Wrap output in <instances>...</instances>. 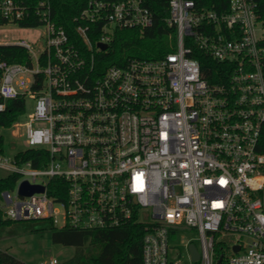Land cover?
<instances>
[{"label":"built area","instance_id":"2783aa9c","mask_svg":"<svg viewBox=\"0 0 264 264\" xmlns=\"http://www.w3.org/2000/svg\"><path fill=\"white\" fill-rule=\"evenodd\" d=\"M258 3L230 0L229 11L219 14L195 0H168L175 50L98 73L96 54L107 51L117 29L153 25L147 0H90L75 28L85 50L52 21L48 0L34 9L0 0L7 22L33 14L45 29L36 45L0 44L29 54L27 64L0 60V97L36 100L23 126L28 149L45 153L38 156L40 168L14 158L9 169L20 179L2 194L4 219L48 220L57 227L61 218V228L76 230L138 225L143 264H180L171 260V239L188 227L200 241V249L187 245L190 258L192 244L200 254L193 264L221 258V264H264V154L258 151L264 22ZM195 49L220 72L207 78L190 57ZM24 181L44 189L20 196Z\"/></svg>","mask_w":264,"mask_h":264},{"label":"trees","instance_id":"16d2710c","mask_svg":"<svg viewBox=\"0 0 264 264\" xmlns=\"http://www.w3.org/2000/svg\"><path fill=\"white\" fill-rule=\"evenodd\" d=\"M23 2L30 9L37 7L43 0H16ZM51 5V18L58 26L63 27L71 42L81 50L85 45L76 32L77 18L88 7L90 0H48ZM199 8L213 10L219 14L229 11L230 0H195ZM148 6L154 15L153 25L146 29H117L105 52L96 54V69L98 73L105 72L112 66H125L131 59L160 60L174 51L177 45V32L167 24L170 15L168 0H147ZM258 14L264 22V0H259ZM9 24L0 17V26ZM21 28H37L43 22L31 14L28 19L15 23ZM96 26V25H94ZM95 27H93L94 29ZM99 33L90 32L93 43L97 41ZM264 45V42H263ZM201 64L203 74L210 78L220 70V66L202 51L195 49L190 55ZM0 60L8 63L27 64L30 62L28 52L18 46L0 45ZM211 71H208V69ZM220 72V71H219ZM5 103V109L0 111V127L11 128L18 123L20 116L25 112L26 98L20 97L4 101L0 97V104ZM4 137L0 135V154L4 151ZM258 151L264 154V129ZM45 156L39 149H27L19 152L15 159L22 162H33V166L40 168L38 156ZM20 177L10 174L0 178V199L2 194L13 191ZM11 220L4 219L0 208V229L9 226ZM52 240L56 244L74 248L71 258L62 264H143V237L141 226L127 225L122 228L106 230H76L69 227L57 228L51 226ZM221 248L218 247L220 252ZM0 264H27L15 256L0 249Z\"/></svg>","mask_w":264,"mask_h":264},{"label":"rangeland","instance_id":"374dc122","mask_svg":"<svg viewBox=\"0 0 264 264\" xmlns=\"http://www.w3.org/2000/svg\"><path fill=\"white\" fill-rule=\"evenodd\" d=\"M44 32L43 27L21 28L15 23H9L0 26V44L26 40L36 45L37 41L44 37ZM35 105L36 100L27 96L25 112L20 116L18 123L11 128L0 127V135L4 137V151L0 154V178H6L12 174L9 168H14L15 156L29 148L23 125L34 111ZM0 206L3 211L8 210L7 204L2 199H0ZM56 209L59 210L58 207ZM51 226L52 223L48 220L12 222L9 226L0 229V249L27 264H43L51 259H57L59 264H62L73 256L75 250L72 247L54 243ZM56 226L62 227L61 218ZM191 242L200 249L197 232L188 227H180L178 233L171 239V247L175 249L171 252V260H179L180 264H193L187 246Z\"/></svg>","mask_w":264,"mask_h":264},{"label":"water","instance_id":"95a60500","mask_svg":"<svg viewBox=\"0 0 264 264\" xmlns=\"http://www.w3.org/2000/svg\"><path fill=\"white\" fill-rule=\"evenodd\" d=\"M99 47L101 50H106L108 46L106 44H99ZM43 187L41 186H35V185H30L27 181H24L21 183L20 188H19V195L26 197V196H31L34 193L42 192ZM235 250H239V247H236ZM190 252H191V259L193 262H196L200 259V254L194 244L190 245ZM222 258L219 260L217 264H221Z\"/></svg>","mask_w":264,"mask_h":264}]
</instances>
